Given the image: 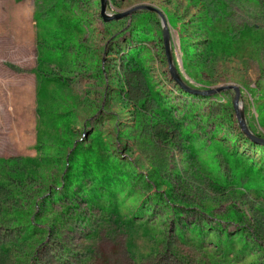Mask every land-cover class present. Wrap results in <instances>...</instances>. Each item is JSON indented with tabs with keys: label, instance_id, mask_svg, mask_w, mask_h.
<instances>
[{
	"label": "rangeland",
	"instance_id": "obj_1",
	"mask_svg": "<svg viewBox=\"0 0 264 264\" xmlns=\"http://www.w3.org/2000/svg\"><path fill=\"white\" fill-rule=\"evenodd\" d=\"M148 8L167 21L176 74L199 89L192 90H222L214 95L233 106L236 118L237 93L226 88H238L246 125L264 137V1L107 0L104 18L101 0H0V264H264V193L212 185L242 168L230 169L223 145L221 156L215 154L214 119L194 124L188 136L168 115L158 126L171 141L158 146L144 141L151 128L135 124L141 102L154 92L174 101L163 21ZM206 10L236 32L259 33L263 42L254 53L248 46L244 55L216 61L201 84L187 73L181 40L196 49L195 43L207 37L198 23ZM143 12L155 14L160 39L155 34L140 41L132 37L134 18ZM60 37L68 38L63 43L67 53L52 64ZM40 79L46 87L42 97ZM48 79H53L49 85ZM46 97L57 114L66 116L75 143L83 140L90 123L88 129L103 135L105 151L114 155L117 150L132 162L125 176L134 187L160 174L158 185L148 184L158 201L140 210L142 197L113 196L118 208L108 212L107 199L95 204L81 196L56 199L44 184L53 172L62 173L57 158L69 151L40 146L37 113ZM155 109L162 108L148 104L146 111ZM41 140L57 146L55 139ZM216 166L222 173L213 176ZM21 171L26 178L29 172L43 178L18 182ZM138 172L144 175L134 177ZM166 192L174 196L171 204L185 207L180 222L169 217ZM33 224L43 230L36 233Z\"/></svg>",
	"mask_w": 264,
	"mask_h": 264
},
{
	"label": "trees",
	"instance_id": "obj_2",
	"mask_svg": "<svg viewBox=\"0 0 264 264\" xmlns=\"http://www.w3.org/2000/svg\"><path fill=\"white\" fill-rule=\"evenodd\" d=\"M204 13L205 15L200 18L198 23L202 30L206 32L207 37L205 36L206 38L202 42L195 43L196 49H192L194 44H190L186 39L183 38V41L181 40L183 60L187 73L190 78L201 84L208 81L210 73L213 70V64L216 61L236 57L241 53L244 55V51L249 47L252 49L251 52L254 53L258 45L263 42L262 36L259 33H255L252 30L236 32L227 23L223 26L221 24L223 20L211 17L209 10H206ZM167 18L171 26L176 27L175 20L169 16ZM158 23L155 14L143 12L138 18H134L131 32L132 37L140 41L146 40L149 35L155 34L160 39L161 33L157 27ZM117 38L119 39L118 36ZM55 41V51L50 55V59L55 61L52 64L60 63L63 55L67 53L63 43L68 41V38L60 37L56 38ZM181 78L185 86L199 90L182 76ZM43 79L45 80V78ZM52 81L53 79H48V85ZM171 83L173 84V82ZM42 85H44V82L40 79L39 89L41 97L44 96L46 88ZM172 93L174 101H171L159 91V93L154 92L151 98L148 99L149 101L144 100L141 102L135 124L136 126L138 124L146 125L147 129H152L150 136H146L147 139L144 141L157 146L160 143L167 144L171 141L168 132L158 126L160 119L163 123L168 121V115L172 116L171 119H174V126L185 129V133L188 136H191V131L195 129L194 124L202 126L207 121L214 119V122H212L215 123L216 132L212 136L217 139L215 140L217 142L214 143L212 148L215 154L221 156V146L223 145L224 161L227 165H232L230 169L234 171L238 165H242V168L239 169V174H234L231 179L226 175V177L221 176L219 182L213 180V187L220 183L223 188L238 189L242 187L245 190L258 192L262 195L264 193V144L257 143L241 129L233 106L225 100L222 102L220 95H196L185 91L176 83L173 84ZM47 99L48 97L39 101L37 113L38 136L41 139H55L57 146L42 145V140L39 139L40 146L46 149L53 148L69 151V153L64 154L65 156L57 158L63 162L62 173L53 172L51 180L46 181L44 184V186L51 188L50 190H52V194L56 199L68 197L76 199L81 196L87 200L91 199L94 204L98 202L106 203L107 199L108 212L118 208L116 200L112 199L113 196H124L130 199L136 196L142 197V203L138 207L140 210L144 209L142 208V204L149 205L150 201H158V196L151 191L148 184L150 180L155 186L158 185L161 182L159 179L160 174L155 173L149 176L148 173L147 176L150 179L146 184L139 188L134 187V183H131L129 177L125 176L129 172L128 166L132 162L120 157L117 150H114V155H110L108 151H105V146L102 142L103 135L97 128L88 129L90 123L83 130V140L75 143L73 141L74 130L70 128V123L66 116L57 114L53 110V107L48 105ZM162 99L164 100L163 104H161ZM261 100L263 101L261 122L264 127V95L261 96ZM148 104L151 106L160 105L162 109H155L153 113L148 114L146 111ZM214 106H216L215 109L213 108ZM175 113L178 115L174 116ZM96 117H99L98 113H96ZM149 123H152L154 126H149L151 125ZM249 128L252 131V128ZM252 133L254 137L264 140V137L261 135ZM107 143L110 142L107 141ZM226 145H230L231 150H227ZM162 167L160 166V168ZM26 169L28 168L26 167ZM216 169H218V172H214L213 176H216V173H222L221 168L220 172L218 166H216ZM19 173L21 175L17 174L18 182H25L27 179L31 180V177H34L31 172H29L30 177L28 178L24 176V172L21 171ZM118 173L122 174V178L116 180L115 175ZM142 175L144 174L138 172V175L134 177L140 178ZM42 178L43 176H37L33 179L39 181ZM130 179L133 180V173ZM165 196L171 200L170 202L167 201L169 204L166 206L169 217L174 218L176 222H180L182 220L180 213L182 214L185 207L171 204L174 196L170 192H166ZM44 198L41 199L40 205H44L47 202ZM204 213L209 214L207 212ZM31 228L36 233L43 230L42 227L35 224ZM44 232L46 233L47 231ZM243 246L245 247V245ZM226 252H229L227 246Z\"/></svg>",
	"mask_w": 264,
	"mask_h": 264
},
{
	"label": "water",
	"instance_id": "obj_3",
	"mask_svg": "<svg viewBox=\"0 0 264 264\" xmlns=\"http://www.w3.org/2000/svg\"><path fill=\"white\" fill-rule=\"evenodd\" d=\"M101 8H102V16L104 18H106V9H107V0H101ZM142 8H147V7H142ZM150 10H153L151 8H148ZM155 11L156 13H158L161 18H162V21H163V26H164V30H163V42H164V48H165V52H166V56H167V59H168V62H169V71H170V77L174 80V82L180 86L181 88H183L185 91H188L190 93H193V94H196V95H202V96H212L218 92H221V91H204V92H201V91H195V90H192L190 88H188L187 86H185V84L183 83L182 79L180 78V76H178L176 74V71L173 67V62H172V56H171V36H170V31H169V27H168V24H167V21L165 20L163 14L158 11V10H153ZM126 17V16H125ZM227 89H234L237 93V97H236V100H235V103H234V108H235V111H236V114H237V119L239 121V124L241 126V129L248 135V136H253V134L250 132L248 126L246 125V122H245V119H244V115H243V112H242V108L240 106V103H239V97H240V90L236 87H227ZM253 140L257 141L258 143H261V144H264V140L262 139H257L256 137H252Z\"/></svg>",
	"mask_w": 264,
	"mask_h": 264
}]
</instances>
